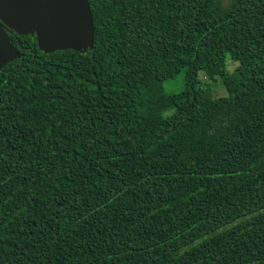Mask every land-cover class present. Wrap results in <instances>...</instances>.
Instances as JSON below:
<instances>
[{
    "label": "trees",
    "instance_id": "16d2710c",
    "mask_svg": "<svg viewBox=\"0 0 264 264\" xmlns=\"http://www.w3.org/2000/svg\"><path fill=\"white\" fill-rule=\"evenodd\" d=\"M88 1L85 52L6 30L0 264H264V0Z\"/></svg>",
    "mask_w": 264,
    "mask_h": 264
},
{
    "label": "water",
    "instance_id": "95a60500",
    "mask_svg": "<svg viewBox=\"0 0 264 264\" xmlns=\"http://www.w3.org/2000/svg\"><path fill=\"white\" fill-rule=\"evenodd\" d=\"M35 35L38 48L50 53L94 46L93 16L88 0H0V69L20 58L6 35Z\"/></svg>",
    "mask_w": 264,
    "mask_h": 264
},
{
    "label": "rangeland",
    "instance_id": "374dc122",
    "mask_svg": "<svg viewBox=\"0 0 264 264\" xmlns=\"http://www.w3.org/2000/svg\"><path fill=\"white\" fill-rule=\"evenodd\" d=\"M235 66H236V62L231 60L230 57H228L226 60L227 69L229 71H233ZM198 78H199V83L202 86L209 87L215 97L227 95L226 88L223 86L220 79L218 78L209 79L204 75L203 71H199ZM184 81H185L184 74L183 71H181V73L176 75L174 78L165 80L163 83V87L168 92H179L183 88Z\"/></svg>",
    "mask_w": 264,
    "mask_h": 264
},
{
    "label": "flooded vegetation",
    "instance_id": "af4514ba",
    "mask_svg": "<svg viewBox=\"0 0 264 264\" xmlns=\"http://www.w3.org/2000/svg\"><path fill=\"white\" fill-rule=\"evenodd\" d=\"M35 37V35H33Z\"/></svg>",
    "mask_w": 264,
    "mask_h": 264
}]
</instances>
